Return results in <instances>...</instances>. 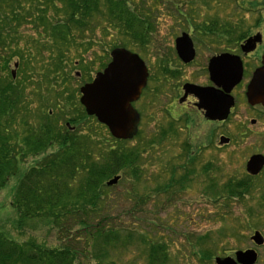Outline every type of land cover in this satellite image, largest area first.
I'll return each mask as SVG.
<instances>
[{"label":"rangeland","instance_id":"obj_1","mask_svg":"<svg viewBox=\"0 0 264 264\" xmlns=\"http://www.w3.org/2000/svg\"><path fill=\"white\" fill-rule=\"evenodd\" d=\"M161 2L156 6L159 8L156 19H159L152 37L163 44L165 47L163 52L168 54H174L170 49L172 47L170 39L180 37L183 32H191V37L194 38H205L204 26L208 24V27H211L214 24L219 29L218 32L233 27L237 37L264 21V0H163ZM100 6L104 7L102 2ZM110 25L111 23L108 24L101 19L94 21L92 28L84 33L88 45L84 46L80 56L65 53L71 62V68L68 70L76 80H70L67 87L61 85L60 89L66 88L72 93L73 102L69 101L66 106L62 102L65 97L58 99L47 93H42V96L52 102L50 106L52 117L59 119L61 126H65L69 120L77 119L78 132L92 135L95 140L108 138L111 139L114 147L122 146L131 150L142 144L148 145L153 140L158 142L141 154V168L144 174L139 184L130 180L128 176L112 191L111 203L114 209L111 214L116 218L120 228L134 230L131 246L125 248L117 246L103 251L95 245V241L89 244L84 232L73 231L70 236L67 234L60 236V231L54 224L37 220L31 221L21 229L17 227L18 215L12 206L16 186L27 171L36 167L54 150L20 163L18 174L12 177L6 187L0 191V231L7 238L20 244L31 239L47 248H61L73 244L80 250L79 256L83 264H97L96 261L91 260L88 253L91 246L94 255L107 252L109 260H106V264H147L149 246L146 242H142V239L167 246L168 264H215L217 257H232L237 251L246 249L257 250L259 253L257 264H264V245L256 248L251 242L254 232H260L264 237V201H261V197H264V170L258 177H252L255 189L244 200H227L223 199L224 197L215 199L209 189L213 183L223 187L230 179L239 180L250 176L246 169L250 154L260 152L264 157V132H261V136L253 135L250 139L243 136L245 115L241 107L229 122L207 124L201 115H197L192 103L179 104L177 96L179 87L186 83H200L205 78L195 72V68H186L178 76H173L174 78L165 76L159 68L162 63L157 61L155 41L148 44V47H138L131 38L119 36L124 34L114 32ZM27 29L25 28V31ZM27 33L33 35L34 31L31 29ZM207 37L212 38V36ZM115 48H125L138 54L144 59L149 72L142 99L140 98L139 102L133 105L140 114L138 132L133 138L126 140L115 139L102 124L97 123L96 125L101 129L95 130L91 127L93 123L79 119L80 112L84 111L80 104V88L88 79L87 74L81 69V64L85 69L92 68L90 74L91 77H95L96 73L102 71L109 63L110 54ZM206 55L208 54L205 50L200 52V57ZM15 63L16 61L11 63L9 71L14 72L17 77L18 67L14 66ZM69 97L67 96V99ZM39 100V98L32 99L34 108L39 107ZM174 107L176 110L180 109L182 114L178 122H174L172 115L169 114L170 109ZM183 108H186V113L183 112ZM187 117L190 118L189 123L185 120ZM187 126H190L189 131ZM260 128L256 130L259 131ZM189 133L192 140L189 145L191 149L187 153L184 145L189 142ZM211 136L217 145L221 136L229 138L230 144L217 151L210 149L209 145L203 147L209 143ZM121 141L124 144H121ZM197 149H199L197 153L192 155ZM192 158H194L193 163H191ZM173 169L177 170L176 178L190 175L188 186L181 190L173 188L166 192L157 191L171 180ZM121 234L123 237L127 232L122 231ZM204 236H208L206 240L208 244L204 247L212 252L210 260L201 255L205 249L198 245V240ZM87 257L90 261H86Z\"/></svg>","mask_w":264,"mask_h":264},{"label":"trees","instance_id":"obj_2","mask_svg":"<svg viewBox=\"0 0 264 264\" xmlns=\"http://www.w3.org/2000/svg\"><path fill=\"white\" fill-rule=\"evenodd\" d=\"M140 1L141 4L137 0H0V191L18 174L20 163L54 150L27 171L16 186L12 206L18 215L19 229L37 220L54 224L60 236L84 232L89 244L95 241L103 251L131 246L134 230L117 225L111 214L115 187L107 183L116 176H121V181L129 176L138 185L144 174L141 154L158 142L153 140L134 150L114 147L111 139L95 140L92 135L80 134L77 119L68 121L71 127L75 126V130H70L68 122L61 126L60 120L52 117V102L42 93L58 99L65 97L62 102L66 106L73 102L72 93L60 89L61 85L67 87L70 80H76L68 70L71 62L65 53L80 56L88 45L84 33L98 19L111 23L114 32L124 34L119 36L131 38L136 46L145 48L156 27L150 7L162 2ZM31 29L33 35L27 33ZM204 30L205 36L216 37L221 33L214 24ZM223 32L228 35L227 30ZM13 61L14 66L18 65L15 78L9 71ZM81 69L90 82L92 68L85 69L81 64ZM31 98L40 99L39 107L34 108ZM79 119L93 123L91 127L95 130L101 129L84 111ZM189 149L188 145L185 151L189 153ZM176 173L173 169L171 180L157 191L186 188L190 175L176 178ZM252 180L250 176L230 179L223 187L213 183L209 189L215 199L244 200L255 189ZM122 231L127 232L123 237ZM206 240L208 236L198 240V245L205 249L201 255L210 260L212 252L204 247L208 244ZM142 242L149 246L147 264H168L167 246L145 239ZM88 251L97 264L109 260L107 252L94 255L92 246ZM80 254L73 244L47 248L32 239L20 244L0 231V264H83Z\"/></svg>","mask_w":264,"mask_h":264},{"label":"water","instance_id":"obj_3","mask_svg":"<svg viewBox=\"0 0 264 264\" xmlns=\"http://www.w3.org/2000/svg\"><path fill=\"white\" fill-rule=\"evenodd\" d=\"M257 40L251 38L247 45ZM191 42L187 36H183L177 42V50L185 61H191L194 53L191 50ZM112 62L108 67L96 75L94 81L84 85L80 89V103L85 108V112L90 117H96L98 122L106 126L110 134L119 140L133 138L138 131L139 116L133 109L135 102L142 89L146 86L148 73L144 63L137 55L125 50H115L111 53ZM216 58L211 61L210 73L212 80L217 85H224L229 92L240 81V72L228 75L223 69L226 67L227 59ZM16 68L18 65L16 64ZM15 78V73L13 72ZM187 93H192L201 97L202 104L199 108L206 111L205 117L212 121H225L229 111L233 107V99H224L222 95L215 93L213 89L201 88L195 85H185ZM248 100L251 104L264 105V68L257 70L249 85L247 92ZM229 140L221 138L220 143L226 144ZM264 167V157L253 156L247 165V171L252 175H257ZM120 181V176L110 180L107 185L115 186ZM252 241L257 246L264 244V238L259 232H255ZM258 255L254 250L239 251L235 259L231 257L216 258V264H256Z\"/></svg>","mask_w":264,"mask_h":264},{"label":"flooded vegetation","instance_id":"obj_4","mask_svg":"<svg viewBox=\"0 0 264 264\" xmlns=\"http://www.w3.org/2000/svg\"><path fill=\"white\" fill-rule=\"evenodd\" d=\"M145 1L150 3L151 0H145ZM137 2L141 4L140 0H137ZM156 6L150 7L152 12H154L155 14L154 18H152V20L155 22H157V20L159 19V18L156 19V15L159 9ZM129 7L133 8V4L130 3ZM174 7L176 8V6ZM175 10L180 14V11L177 8ZM148 23H150V21H148ZM231 28L227 30L228 35L224 34L225 32H221L219 36L212 37L210 39H208V37L205 38L192 37L191 38L192 43L191 46H189V49L191 47V50L193 51L194 55L191 61L190 60L185 61L184 60L185 58L181 57L177 51V42L180 38L179 36L170 39L172 40V47L170 46L171 47L170 49L173 50L174 54H168L163 52L165 50V47L155 37L154 38L149 37L147 39H148V44H151L155 41L154 45H157L156 47L158 52L157 61H160V64L162 63V65H159V68L161 73H163L165 76L176 77L182 71L186 70V68H195V72L201 74L205 78V80L196 84L194 83H186V84H194L201 88L213 89L215 93H217L218 95H222L224 99L232 98L234 102L233 107L229 111L228 118L225 121L208 120L205 117L206 111L203 108L198 107L199 104H202L201 97H197L192 93H187L184 88L185 86L184 84L183 86L179 87V89L177 90L178 92L177 96L179 97V101H178L179 104H186V102L192 103L191 105L193 109L196 110L197 115L198 116L201 115L205 119V122L210 125L224 124L229 122L234 116H236L238 110L241 107L244 109V115H245V122H244L245 132L243 136L247 139H250L253 135L261 136L262 135L261 132L262 131L264 132V105L251 104L247 97L248 88L251 80L253 79L255 72L261 68H264V21L257 23L255 27L248 30L246 33L242 34L239 38L234 37L235 31L233 30L234 29L233 27ZM185 34H188L190 37L192 35L191 32L188 33L183 32L181 35L183 36ZM255 37L257 38V40L251 42L250 45H247V41ZM203 50H205L208 55H206L205 57H200V52ZM220 57H224L223 59L224 60L227 59V63H229L228 65L226 64L225 68H223L229 76L233 75L232 78H234L236 74L240 72L241 77L239 83H237L234 87H232L229 92L226 91L227 88L224 85H217L211 78V73H210L211 61L213 59ZM162 60H171V61L163 62ZM145 89L143 91H145ZM143 91L140 97L135 102L132 103V107H134L133 106L134 104L139 102L140 98L142 99ZM175 102L173 105L176 104ZM185 109L186 108H183L184 113H186ZM169 114L172 115L171 116L172 120L176 122L180 121L182 118L180 109L176 110L175 107L170 109ZM189 119L190 118L187 117L185 120H187V122L189 123L190 122ZM259 127H261L260 128L261 130L257 131L256 128ZM189 128L190 126H187L188 131ZM222 137L226 138L225 136H221V138ZM221 138L219 137V141L221 140ZM188 139L189 142L188 143L186 142L184 145L187 149H188V145H191L190 140H192L190 138V133ZM227 139L229 140L228 143L224 145H217L214 141V138L211 136L209 143L204 145L203 147L206 148V146L209 145L210 149L212 148V150L217 151L226 146H229L230 139L229 138ZM198 150L199 149H197L192 155L196 154ZM253 156H262V155L260 154V152L252 153L250 154V159ZM263 170L264 167L257 175H252V177L255 178L258 177L259 175L262 174ZM255 247L261 248V247H257L256 245ZM255 251L257 252V250ZM232 257H235V255H233Z\"/></svg>","mask_w":264,"mask_h":264}]
</instances>
